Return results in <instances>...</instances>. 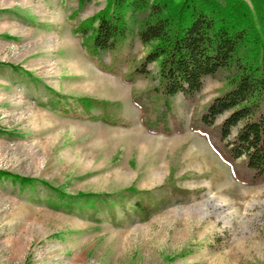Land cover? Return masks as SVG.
<instances>
[{"label": "rangeland", "instance_id": "374dc122", "mask_svg": "<svg viewBox=\"0 0 264 264\" xmlns=\"http://www.w3.org/2000/svg\"><path fill=\"white\" fill-rule=\"evenodd\" d=\"M105 4L0 0V264H264V180H237L189 128L223 81L173 97L181 132H148L130 91L155 81L99 69L73 31ZM147 50L132 33L122 53ZM84 97L129 124L85 117Z\"/></svg>", "mask_w": 264, "mask_h": 264}, {"label": "trees", "instance_id": "16d2710c", "mask_svg": "<svg viewBox=\"0 0 264 264\" xmlns=\"http://www.w3.org/2000/svg\"><path fill=\"white\" fill-rule=\"evenodd\" d=\"M87 0H79L84 4ZM106 0L97 13L74 27L85 55L101 70L131 83L148 77L155 83L131 88L139 120L151 133L181 132L173 97L191 101L206 76L223 85L189 121L230 165L233 176L246 184L264 180V0ZM136 22V30L126 18ZM145 12L139 18L137 13ZM135 33L146 53L138 60L122 53ZM108 52L109 62L101 54ZM157 63L153 75L148 65ZM126 66V71L120 65ZM85 117L127 125L120 103L77 98ZM95 105L98 115L88 112ZM60 195V194H59ZM88 199V198H86ZM140 210L146 207L139 201Z\"/></svg>", "mask_w": 264, "mask_h": 264}, {"label": "crops", "instance_id": "0c3cea01", "mask_svg": "<svg viewBox=\"0 0 264 264\" xmlns=\"http://www.w3.org/2000/svg\"><path fill=\"white\" fill-rule=\"evenodd\" d=\"M142 127V126H141ZM201 143H204L205 144V146L208 148L209 146H208V143L203 139V141H200ZM203 145V144H202ZM209 149V148H208Z\"/></svg>", "mask_w": 264, "mask_h": 264}]
</instances>
